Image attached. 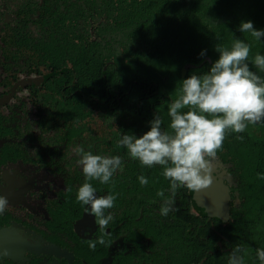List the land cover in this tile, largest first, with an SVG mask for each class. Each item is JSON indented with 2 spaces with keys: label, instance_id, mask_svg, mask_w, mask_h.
<instances>
[{
  "label": "flooded vegetation",
  "instance_id": "1",
  "mask_svg": "<svg viewBox=\"0 0 264 264\" xmlns=\"http://www.w3.org/2000/svg\"><path fill=\"white\" fill-rule=\"evenodd\" d=\"M195 10L190 0H0V196L8 201L0 264H228L236 246L245 264H261L264 122L226 131L211 186L181 187L175 197L162 166H144L117 144L149 130L156 113L170 131L168 103L181 81L210 68L200 56L205 31L223 35L234 15L206 22ZM195 27L200 53L189 61ZM258 43L264 55V41L248 36L247 63L264 78L253 62ZM76 147L122 158L108 184L90 181L98 195L116 196L103 233L76 199L86 179ZM165 198L178 210L162 215ZM101 235L105 243L90 249Z\"/></svg>",
  "mask_w": 264,
  "mask_h": 264
},
{
  "label": "clouds",
  "instance_id": "2",
  "mask_svg": "<svg viewBox=\"0 0 264 264\" xmlns=\"http://www.w3.org/2000/svg\"><path fill=\"white\" fill-rule=\"evenodd\" d=\"M238 30L250 33L257 41H264V29H256L251 20L241 21ZM218 58L211 63L207 72H193L181 81L178 96L168 103L170 131H162L159 114L148 122V129L137 137L121 134L118 147H125L131 158L149 168L162 166V175L170 181V191L175 197L178 188L189 191L207 189L213 182L212 162L223 146L226 131L242 133L249 124L264 122V78L250 70L247 63L250 46L240 39H234L231 47L216 46ZM206 53L202 51L200 56ZM256 67L264 71V55L253 58ZM187 109V111H182ZM77 165L81 167L85 182L76 191V199L85 207V212L95 217L101 232L114 219L108 210L114 207V194L98 195L90 181L108 184L122 165L120 156H102L76 147ZM260 179L264 175L258 174ZM139 183L148 184L140 175ZM157 196H164L159 190ZM174 199L165 198L161 214L176 211ZM8 205L0 196V215ZM95 250L97 243L104 244V236L87 241ZM245 250L234 247L229 253L228 264H245L241 255ZM256 258L264 264V249H255Z\"/></svg>",
  "mask_w": 264,
  "mask_h": 264
},
{
  "label": "trees",
  "instance_id": "3",
  "mask_svg": "<svg viewBox=\"0 0 264 264\" xmlns=\"http://www.w3.org/2000/svg\"><path fill=\"white\" fill-rule=\"evenodd\" d=\"M190 4L196 7L195 12H198V8H200V12L203 11L205 13L206 22L210 21V17L217 20L219 15H234L231 18L224 19L223 35L219 34V36L227 40V43L218 42L219 36L216 38L214 26L211 25L206 29L202 51L206 53L205 56L211 61H215L218 58V53L215 51L216 46L229 47L231 45L228 37L240 39L246 44H248V36L253 38L250 33H242L238 30L241 21L251 20L256 29H264V0H190ZM197 20V18L194 19L195 22ZM197 29L190 35V52L184 58L189 61H195L199 58L200 49H198ZM251 50L254 56L258 53L262 54L263 46L261 43L251 45ZM173 59L182 60L176 53H174Z\"/></svg>",
  "mask_w": 264,
  "mask_h": 264
}]
</instances>
